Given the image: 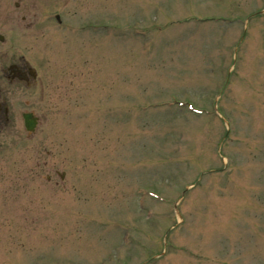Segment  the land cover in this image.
Returning a JSON list of instances; mask_svg holds the SVG:
<instances>
[{"label": "rangeland", "instance_id": "rangeland-1", "mask_svg": "<svg viewBox=\"0 0 264 264\" xmlns=\"http://www.w3.org/2000/svg\"><path fill=\"white\" fill-rule=\"evenodd\" d=\"M0 34L40 80L0 264H264V0H0Z\"/></svg>", "mask_w": 264, "mask_h": 264}, {"label": "flooded vegetation", "instance_id": "flooded-vegetation-1", "mask_svg": "<svg viewBox=\"0 0 264 264\" xmlns=\"http://www.w3.org/2000/svg\"><path fill=\"white\" fill-rule=\"evenodd\" d=\"M34 70L31 61L23 55L8 56L0 50V133L10 126L9 117L18 91L33 89L40 83Z\"/></svg>", "mask_w": 264, "mask_h": 264}, {"label": "water", "instance_id": "water-1", "mask_svg": "<svg viewBox=\"0 0 264 264\" xmlns=\"http://www.w3.org/2000/svg\"><path fill=\"white\" fill-rule=\"evenodd\" d=\"M25 126L27 131L34 132L37 125V118L33 117L32 114L24 115Z\"/></svg>", "mask_w": 264, "mask_h": 264}]
</instances>
